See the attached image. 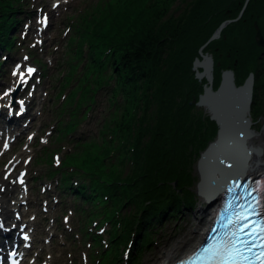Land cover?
<instances>
[{"label": "rangeland", "instance_id": "374dc122", "mask_svg": "<svg viewBox=\"0 0 264 264\" xmlns=\"http://www.w3.org/2000/svg\"><path fill=\"white\" fill-rule=\"evenodd\" d=\"M6 2L8 6H12L8 11L13 13L12 17L17 21L14 23V30L8 34L11 41L9 47L0 53V104H4L9 97L8 94L5 97L2 94L19 84L21 74H27L26 67L34 70L32 74L26 75L25 84L20 85L18 92L22 103L15 107L16 111L20 106L27 109L28 102L32 101V109L27 115L31 119L35 117L33 126L30 129L26 127L21 139L14 143L15 132L10 131L4 132L0 141V179L11 180L14 186L24 192L23 200L37 203L29 204V212L27 207H20L19 218L12 211L8 213L9 217L22 221L25 225L23 231L30 237L27 244L30 245V250L24 258L21 257L20 264H151L165 246L187 232L196 217L195 210L203 204L197 199V208L189 213L156 224L145 232L148 236L138 239L139 244L141 240H145V243L140 244L141 247H133L139 200H118L123 195L120 190L131 181L129 175L135 172L134 162L129 158L130 153H125L132 145L130 140L134 141L135 134H126L125 130L124 135L119 130L116 133L112 131L115 126L121 125L122 121L119 119L126 102L123 96L117 94V89H114L113 73L107 67L108 64L100 69H93L90 65L97 64L98 60L112 53L107 55L110 50L107 44L115 33L107 34L105 30L97 29L101 18L106 14L113 17L119 11L129 13L127 20L117 25L120 29L131 30L136 22L135 9L142 13L147 10L150 12L149 24L155 30L172 22L169 30L162 36L170 39L173 37L168 33L177 22H183L185 12L190 9L193 0ZM52 9H55L54 17L50 13ZM43 16L47 18L46 27L40 23ZM19 18H22L20 23ZM254 23L264 39V6L258 7L254 12L251 25ZM178 32L180 29L177 28L173 36ZM131 33L132 31L127 34ZM208 38L197 46V53L199 50L206 53V46L212 41H208ZM252 38L254 41V31ZM174 49L176 46L169 51L165 50V62L160 66L165 79L158 76L159 70L154 79L147 83L150 84L148 89H144L142 85L140 92L156 93L160 102L164 103L161 109L171 96L178 105L188 98L195 126L198 125L204 137L212 133L214 140L216 125L210 126L211 121L207 120L209 109L196 105L205 84L203 79L193 80L195 73L192 61L196 56L179 63L169 59ZM214 52H218L216 47ZM214 58L220 80L219 73L233 69L236 59L226 50L214 54ZM259 58L262 63L261 71L256 77L258 86L254 89L253 78L252 98L247 113L251 122L250 129L255 133L259 132L264 118V54L260 53ZM7 63L9 70L5 68ZM249 73L254 75L253 71H248L237 85L243 84ZM176 88L183 92L182 95H175L173 91ZM114 90L116 94L112 98ZM116 107L120 112L115 111ZM154 107L155 103L149 107L148 115H152L151 109ZM26 122L23 121L24 124ZM213 125L214 130L211 128ZM134 131L141 130L134 128ZM140 139L141 143L146 142V135H140ZM206 144L207 142L196 147L198 155L194 156L191 172L189 171L190 181L180 179L173 186L187 184L192 192L195 190L196 161ZM117 149L119 151L115 154ZM7 170L10 173L5 176ZM25 170L26 174L19 178L21 181L16 182L18 173ZM146 171L145 167L136 168V174ZM76 180L82 181V185L87 187V193L90 191L93 197L89 200H86V196L82 198L77 192L80 184ZM132 186L135 188L137 183H132ZM47 188L53 193L45 198L43 195ZM114 188L116 193L110 195V190ZM102 200L104 207L100 211H93L102 204ZM102 210L108 211L101 217L99 213ZM90 211L93 213L89 222L87 213ZM14 234L15 232H10L9 235L17 238ZM0 253L2 257L5 254V248L1 245Z\"/></svg>", "mask_w": 264, "mask_h": 264}, {"label": "trees", "instance_id": "16d2710c", "mask_svg": "<svg viewBox=\"0 0 264 264\" xmlns=\"http://www.w3.org/2000/svg\"><path fill=\"white\" fill-rule=\"evenodd\" d=\"M243 2L244 0H238V2L236 0H193L190 9L185 12L183 22L181 24L177 22L172 31L168 33L170 37H173L170 39L168 36H162L169 30L172 22L155 30L149 24L151 22L148 18L150 12L147 10L142 13L135 9L136 22L131 30L118 27L117 24L126 21L129 16V13L120 11L113 17L106 14L101 18V23L97 25L99 31L105 30L107 34L114 32L115 35L109 38L107 44L110 46L107 55L112 52L111 55H106V58L98 60L97 64H91L90 67L100 69L108 64L107 67L113 73L114 89H117V94L123 96L126 102L119 119L122 121L121 125L115 126L112 131L116 133L119 130L118 132L124 135L123 130H125L126 134L132 132L135 134L134 141L130 140L132 145L129 146L128 152H125L130 153L129 158L131 162H134L133 171L135 172L129 175L131 181L120 190L123 195L121 194L118 200L125 199L126 201L131 198L139 200L135 227L136 239L133 247H141L140 244L145 243V240H141L139 244L138 239L148 236L145 232L155 227L156 224H161L166 219H176L194 208L195 192L191 191L189 185L173 186V184L180 179L190 181L189 171L191 172L194 156L198 155L196 147L213 140L212 133L204 137L198 125L195 126L190 113L191 104L187 103L188 98L178 105L173 102L171 96L161 109L164 103L160 102L156 93L146 94V92H140V89L142 85L144 89H148L150 84L147 83L158 74L161 64L165 62V50L169 51L176 46L169 59L179 63H184L193 56L199 57L196 52L197 46L207 40L221 21L236 17ZM260 6H264V0H248L241 16L236 21L227 24L221 30L220 36L208 42L206 46V51L212 56L213 64L214 54L225 50L236 59L233 69L231 68L235 84H238L248 71H253L254 89L258 86L256 77L259 70L261 71L262 61L259 57L260 53L264 54V45L259 47L254 43L252 38L254 30L251 22L254 19V12ZM10 8L12 6H8L6 0H0V48L2 49L9 47L11 41L8 34L14 30V23L16 24L17 21L14 18L11 19V12L8 11ZM177 28L180 32L173 36ZM131 31V34H127ZM214 47L218 52H214ZM212 72V88H216L219 77L215 66ZM158 76L165 79L161 70ZM193 80L196 79L193 78ZM173 92L175 95L183 93L179 92L178 88ZM114 94H116L115 90L111 94L112 98ZM253 95H256L255 92ZM154 103V109L150 108L152 115H148L149 107ZM115 111L120 112V109L116 107ZM130 111H132L131 115ZM207 120L211 121L210 126L215 124L214 121L208 118ZM134 128L141 131L136 132ZM211 128L214 130V125ZM142 134L146 135V142L141 143L140 135ZM118 151L119 149L115 150V154ZM143 167L147 171L136 174V168ZM168 177L169 180H166ZM134 182L137 183L135 188L132 186ZM78 183L80 185L77 192L82 198L86 196L88 197L86 200H89L93 197L90 191L87 193V187L82 185L80 180ZM115 189L110 190L109 194H115L116 192L113 191ZM101 202L102 204L93 211H100L104 207L103 200ZM115 202L117 205V201ZM93 211L87 213L89 222ZM107 211L102 210L99 216L102 217Z\"/></svg>", "mask_w": 264, "mask_h": 264}, {"label": "water", "instance_id": "95a60500", "mask_svg": "<svg viewBox=\"0 0 264 264\" xmlns=\"http://www.w3.org/2000/svg\"><path fill=\"white\" fill-rule=\"evenodd\" d=\"M247 2L248 0H244L240 11L238 12L235 18L225 19L219 24L217 28L213 31L211 36L208 38V41L218 38L219 33L224 26L237 20L240 17ZM253 27L254 42L257 46L261 47L264 45V39L256 23L253 24ZM198 53L201 60H198L197 58L193 59L192 70L195 73L196 79L199 80L200 78L204 77L206 79V83L203 85L202 93L198 95L196 105L206 106L209 109V118L216 122L217 130L215 139L207 145L206 149L203 151L202 154L199 155L196 161V171L198 173V180L195 184L194 209L197 208L196 196L198 198L201 197V199L203 200H201L203 206L204 204L208 206L218 204V197L221 196L224 183L229 180L230 176H232L231 173H229L227 170H224V166L222 163H226L229 168L231 166L234 167V169L232 170L233 174H237L240 176V179H244L246 171H243L240 168V166L244 164L241 163L240 160H245V156L244 158H239V155L241 154L238 153V150H244L245 155L246 139L252 135L259 134L264 127L263 118L259 132L255 133L254 130L248 127L249 122L247 120H244L245 112L249 108V104L251 101L253 83L252 73L248 74L243 84L236 86L233 83V76L231 70H223L221 72L220 82L217 88L212 89L211 61L210 59L205 58V56L201 54L200 50L198 51ZM197 67H200L201 70L198 71ZM18 89L19 88L17 87L15 90L18 91ZM16 91L12 93V105H14L13 98L17 93ZM237 131L240 132V135L238 136L239 138H237L236 135ZM226 151L228 153L229 158L227 161L221 162L217 154L226 153ZM253 151L258 155L261 154V149L259 148H256ZM211 167L215 169L216 173L220 174L221 181L218 183L217 187L213 191L204 194L202 192L204 174L207 169H212Z\"/></svg>", "mask_w": 264, "mask_h": 264}, {"label": "bare ground", "instance_id": "6f19581e", "mask_svg": "<svg viewBox=\"0 0 264 264\" xmlns=\"http://www.w3.org/2000/svg\"><path fill=\"white\" fill-rule=\"evenodd\" d=\"M55 9H52L50 11L51 16L54 17ZM11 12V19L12 17ZM22 18H19V23L21 22ZM18 23V25H19ZM15 28V27H14ZM3 51L2 48H0V53ZM8 62V61H7ZM2 63H0L1 65ZM5 68L9 70L10 66L9 64H5ZM27 69V68H26ZM2 71L0 70V73ZM22 75V74H21ZM19 77L18 83L20 85H24L26 82V74ZM32 101L28 102V108L24 109L23 111L18 110V112L13 113V110L9 107L0 108V141L3 137L4 132H11L14 133L13 143L20 140L21 136H23V133L26 129L32 128L33 122H34V116L29 118V115H27L28 111L32 109ZM29 114V113H28ZM27 115V116H26ZM37 115V114H36ZM26 116V117H24ZM23 121H27L25 124ZM16 128H19L16 131ZM20 133V134H19ZM6 134V133H5ZM19 134V135H18ZM246 142H249V144L254 145L253 147L261 149V155H253L254 161H262L264 160V127L263 130L257 134L249 137ZM7 146V144L5 145ZM13 161V160H12ZM12 163V162H11ZM255 164V163H254ZM253 165V164H251ZM212 169H207V171L204 174L203 179V187L202 192L207 194L208 192L213 191L218 183L221 181L220 174L216 173L215 169L211 167ZM253 168H257L259 170L264 168V162L257 166L256 164L252 166ZM19 174H26V170L24 172H19ZM13 176V175H10ZM82 182V181H80ZM44 192H46L43 196L47 198L48 196H51L53 191L50 189H46ZM24 192L17 188V186H14L11 180H3L0 179V214L3 220L6 222V226H8L11 223H22L17 221L15 218H11L8 216L9 212H15L18 214V218L20 213H18V210L20 207H27V212L30 210L29 204L36 205L35 202H27L26 199L23 200ZM9 197V198H8ZM218 197V201H219ZM196 199L202 200L201 197H197ZM8 201V202H7ZM203 201V200H202ZM56 204H54L53 207H55ZM217 207V204L215 205H205L200 206L195 211V218L193 219L194 222L192 223V226L185 232L184 234L180 235L176 240H174L170 245L165 246L161 252L159 253V257L157 259L153 260L151 264H170L173 262L174 259L186 255L189 253L193 248H195L204 238L205 231L208 227V224L210 222L211 216L214 213V209ZM26 219V217H24ZM34 230V228H32ZM9 232L3 234V236L7 237ZM13 242L16 243L18 246H20V252L23 256V258L28 254L30 250V245H27L28 242H25L22 239L14 238Z\"/></svg>", "mask_w": 264, "mask_h": 264}, {"label": "snow or ice", "instance_id": "6c2138e0", "mask_svg": "<svg viewBox=\"0 0 264 264\" xmlns=\"http://www.w3.org/2000/svg\"><path fill=\"white\" fill-rule=\"evenodd\" d=\"M29 71L31 72V69ZM229 206L231 205L229 204ZM254 215H258V213L255 212L254 205L238 214L237 222L240 223L239 231L251 237L252 241H254L257 236H260L261 241H264V235H261V233H264V227L256 225L254 220L248 223ZM229 223H232V221L229 220ZM249 228H252V231L246 232L245 230ZM233 235L235 236V233H233ZM240 242L246 243L245 241ZM250 242L251 241H248V243ZM230 243L231 246L225 243L224 246L221 247L218 242L210 240L209 246L202 249L203 253L208 254V264H240V257L243 255L241 249L236 247V240H232ZM259 247L264 248V243H261ZM261 255L264 256V253H261Z\"/></svg>", "mask_w": 264, "mask_h": 264}, {"label": "flooded vegetation", "instance_id": "af4514ba", "mask_svg": "<svg viewBox=\"0 0 264 264\" xmlns=\"http://www.w3.org/2000/svg\"><path fill=\"white\" fill-rule=\"evenodd\" d=\"M213 66H215V62H214V64H213ZM220 74V73H219ZM204 80V82H205V79H203Z\"/></svg>", "mask_w": 264, "mask_h": 264}]
</instances>
